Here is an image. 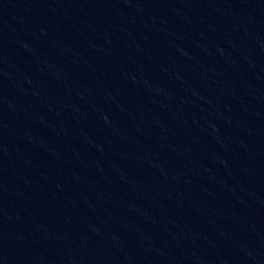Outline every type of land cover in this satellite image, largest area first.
<instances>
[{
  "label": "water",
  "instance_id": "water-1",
  "mask_svg": "<svg viewBox=\"0 0 264 264\" xmlns=\"http://www.w3.org/2000/svg\"><path fill=\"white\" fill-rule=\"evenodd\" d=\"M0 264H264V0H0Z\"/></svg>",
  "mask_w": 264,
  "mask_h": 264
}]
</instances>
